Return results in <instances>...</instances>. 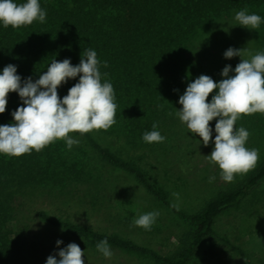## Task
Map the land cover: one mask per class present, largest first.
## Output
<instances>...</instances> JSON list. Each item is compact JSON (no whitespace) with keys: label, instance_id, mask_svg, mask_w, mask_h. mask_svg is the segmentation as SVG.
<instances>
[{"label":"trees","instance_id":"obj_1","mask_svg":"<svg viewBox=\"0 0 264 264\" xmlns=\"http://www.w3.org/2000/svg\"><path fill=\"white\" fill-rule=\"evenodd\" d=\"M46 10L43 23L13 28L0 25V69L6 64L17 66L21 78L37 79L46 70L51 59L70 58L79 63L84 49H94L101 63L102 81L109 80L115 92V123L102 134L113 131L123 138L139 137L140 130L149 126L152 114L148 110L162 103V94L170 91L175 76L178 87L193 79L195 64L185 55L195 46V40L206 32L208 21L214 16L238 8H255L264 17V0H39ZM264 22V21H263ZM206 27V28H205ZM200 28V29H198ZM194 35H197L194 39ZM193 42V43H192ZM188 62V75L173 73L171 64L177 57ZM184 63V64H185ZM164 66H166L164 68ZM168 70V72L166 70ZM107 73L106 76L103 74ZM79 74L58 86V95L77 82ZM187 80V81H186ZM158 92V97L155 95ZM154 99L158 100L154 101ZM157 103L158 105H155ZM22 104L15 91L8 93L5 111L0 113V124L11 123V111ZM151 117V118H150ZM93 129L81 134L72 131L70 136L79 140L69 149L64 139H56L40 151L32 150L20 156L0 153V257L6 264H28L26 254L20 250L28 234L30 217L26 206L56 187L76 169L62 166L77 161L98 158L105 164L132 173L150 192L164 195L152 184L146 174L121 152L101 143ZM104 137V135H103ZM73 163V162H72ZM87 167V163L84 165ZM94 167H97L93 165ZM90 169V168H88ZM264 179V158L256 168L235 187L221 189L196 213L182 215L194 228L187 245L172 256H161L131 240L121 239L97 231L88 225L49 217L43 211L39 215L50 224L57 225L77 238L98 242L105 236L108 243L132 252L148 253L162 264H186L195 253L196 246L211 231L219 212L236 205L249 190ZM15 231L11 232L9 222ZM7 227V229H6ZM12 233V238L9 239ZM9 239V241H7ZM250 262L247 253L241 251ZM27 260V261H26Z\"/></svg>","mask_w":264,"mask_h":264},{"label":"rangeland","instance_id":"obj_2","mask_svg":"<svg viewBox=\"0 0 264 264\" xmlns=\"http://www.w3.org/2000/svg\"><path fill=\"white\" fill-rule=\"evenodd\" d=\"M240 9L211 18L206 26L209 30L202 32L196 38L195 46L186 52L187 60H192V66L195 64L193 79L200 74L209 75L214 81L222 79L221 69L226 64L234 68L241 60L240 56H223L229 46L240 48L242 57L246 59L257 51H264L263 21L258 29L231 25L235 22L234 13ZM247 10L256 12L251 7H247ZM181 56L171 64L172 72L188 75L192 66L190 68L188 62L181 61ZM172 80V89L161 96L162 103H155L158 105L152 107L155 110H148L153 116L150 117L152 121L140 130L139 137L126 139L113 131L104 134L100 129L95 131V135L102 138L99 139L102 144L132 160L164 195L158 197L148 191L132 173L100 162L98 158L96 161L92 159V164L85 162L84 157L77 156V161L62 165L70 170L71 167L75 168L76 173L56 187L46 186L43 190L49 191L26 206L30 216L25 230L28 234L22 239L24 245L19 250L26 254L28 264H45L49 254H56L59 248L70 242L84 249V264H162L148 253L132 252L110 244L113 254L105 258L96 249V241L77 238L43 220L38 212L43 211L54 219L81 223L97 231L131 240L161 256H172L187 245L194 228L182 215L196 213L221 189L241 184L263 160L264 113L241 114L234 127L242 126L248 130L246 146L259 149V158L246 173L236 174L233 181L225 182L218 165L208 158L214 147L212 137L209 144L204 145L199 135L187 130L175 115L182 107L178 103L179 95L183 94L188 82L181 85V89L178 87L180 79L175 76ZM158 92L155 93L157 97ZM212 94L209 93L206 99L210 100ZM154 101L158 102L156 99ZM215 120L213 118L209 122L213 128ZM154 121L166 139L159 143L144 142L142 133L151 130ZM212 136H215L214 131ZM86 163L87 167L84 166ZM210 176H215L211 182ZM152 210H158L159 216L150 230L133 224L139 214ZM9 226L14 232L13 221L9 222ZM11 236L12 233L9 239ZM57 239L62 240L60 245L55 244ZM241 251L248 254L250 262L246 261ZM0 264H6L1 257ZM186 264H264V179L236 205L218 213L211 231L196 246L195 253Z\"/></svg>","mask_w":264,"mask_h":264},{"label":"clouds","instance_id":"obj_3","mask_svg":"<svg viewBox=\"0 0 264 264\" xmlns=\"http://www.w3.org/2000/svg\"><path fill=\"white\" fill-rule=\"evenodd\" d=\"M46 14L39 0H0V25L4 27L16 28L34 20L43 23ZM233 20V26L258 29L264 17L241 8L234 13ZM223 56H240L241 60L234 68L226 64L221 69L223 78L220 80L214 81L206 74L190 80L179 95L178 103L182 107L175 115L187 130L199 135L204 145H208L212 137L214 147L208 158L218 165L221 178L231 182L236 174L253 168L259 158V149L246 146L248 130L234 125L241 114L264 113V51H257L246 59L240 48L229 46ZM101 63L107 64L98 60L94 49L88 48L75 65L70 58L51 59L35 80L31 76L22 80L17 66L12 63L0 69V113L5 111L10 91H15L22 101L11 111L12 122L0 124V153L20 156L32 150L40 151L61 138L70 149L79 143L70 132L83 134L93 129L106 130L113 125L117 107L115 92L109 80L102 81ZM78 74L77 82L68 88L67 94L59 96L58 86ZM209 93L213 94L207 100ZM213 118H216L214 128L209 124ZM141 138L147 143L166 139L155 121ZM214 179L215 176H210L209 182ZM158 216V210L143 212L134 218L133 224L150 230ZM61 243V239L55 241L56 245ZM96 249L105 258L113 254L107 236L97 242ZM82 254H85L84 249L70 242L56 254H49L45 264H84Z\"/></svg>","mask_w":264,"mask_h":264}]
</instances>
